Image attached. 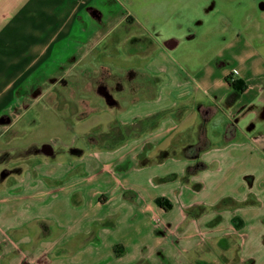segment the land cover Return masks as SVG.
<instances>
[{
  "label": "crops",
  "instance_id": "crops-1",
  "mask_svg": "<svg viewBox=\"0 0 264 264\" xmlns=\"http://www.w3.org/2000/svg\"><path fill=\"white\" fill-rule=\"evenodd\" d=\"M135 1L152 19L147 31H136ZM208 1L0 0V117L11 119L0 121V143L6 126L50 108L43 98L68 101L70 77L85 100L91 77L108 82L113 100L94 99L93 112L128 131L113 147L119 156L103 161L110 187L87 201L71 179L105 152L78 155L75 167L41 158L0 176V264H264V42L254 11L234 26ZM162 19H174L177 33H161ZM106 43H121L124 64L98 61ZM232 72L244 91L227 81ZM197 126L206 132L197 136ZM203 137L208 147L187 155ZM117 161L129 175L114 173ZM198 161L206 168L190 171ZM168 181L177 186H154Z\"/></svg>",
  "mask_w": 264,
  "mask_h": 264
},
{
  "label": "rangeland",
  "instance_id": "rangeland-1",
  "mask_svg": "<svg viewBox=\"0 0 264 264\" xmlns=\"http://www.w3.org/2000/svg\"><path fill=\"white\" fill-rule=\"evenodd\" d=\"M211 1L213 0L207 2L208 6L211 4ZM249 1L250 0H215L214 7L224 11L225 15H229L230 21L235 24H233L234 26L243 25L242 22L244 20L238 17L243 16L247 9L252 12L254 11V27L251 26L257 29L260 34V41L264 42V9L260 6V2H264V0H255V10L252 8V3L250 4ZM134 7L136 15L140 17V25H136V31H147L145 25H152V19L143 16L139 1L134 2ZM213 21L215 25H220L222 23L219 19H214ZM160 23L161 28L159 29L161 33L164 34L169 31L177 33V29L174 26V19H162ZM132 31H134V29ZM106 47L107 49L105 50ZM124 53L126 52L123 50L121 43L120 45L107 44L106 46L103 44L102 48L96 51V58L99 59L98 61L103 60L107 64H124V62H126V60L124 61V59H122V57L125 56ZM98 61H96V63ZM129 61L130 60H128V62ZM141 61H143L142 57H135L134 59L135 63H140ZM70 78H72L69 79L70 83L73 85L70 84V87L66 89H69L70 94L68 101L61 97V92H58V95L55 93L58 98L55 97L52 101L48 98H43L41 100L43 105L45 103H47L46 105L52 103L50 104V108L48 106L49 109L39 108V113L23 115L14 125L6 126L4 138L0 143V176L3 171H6V176L12 178L18 173L24 172L30 165L37 163L39 159L50 156H56L60 161L72 162L75 167L79 162L78 155L73 153H79L80 151L74 148H81L82 152L80 153H85L89 158H91L90 156L98 155L100 157L101 154H103L102 152H105L104 154L107 155L101 156V159L98 158V161L91 165L92 169L86 170V173L77 174L76 177L71 179V182H74L77 187L81 188L86 193L85 198L87 201V195L91 190L99 188L107 189L110 187L106 179H110L112 171L103 168V161L107 158L111 159L119 156V152H115L113 147L115 148L117 145L119 146L128 140V138H126L128 131L124 126H114L113 120L111 119L110 121V119H108V113L102 112L96 114L93 112L94 99L100 100L103 102V105L106 104V98L103 92H106L108 95L109 93L111 94V85L108 82L100 83L97 80L94 81V77H91V81L86 84L87 91L84 94L86 96H92V98L85 100L80 97V95L83 94V92L79 90L81 84L77 83L78 80L75 77ZM72 80L77 81L74 82ZM58 86L62 87L60 85ZM98 95L103 96V98L97 97ZM65 104L67 109L61 110L62 106ZM3 121L10 122L11 119L7 116ZM97 122L102 123L93 126ZM197 127L199 129L197 136L206 132L205 126ZM207 133L214 136L213 140L221 138V131L217 127L207 128ZM46 144L53 147L54 152L52 155H47L43 151V146ZM127 169L128 164L124 163L121 165V161H117L112 167L114 173L116 171L117 174L119 173L120 175L128 174L129 171H131ZM94 173L97 174L94 175ZM154 186L159 189L174 188L177 186V182L168 181L160 184L154 183ZM117 202L118 201H113L111 207L99 208L102 210L100 212L104 214L110 213V209L113 208ZM154 218L157 219V216H154Z\"/></svg>",
  "mask_w": 264,
  "mask_h": 264
},
{
  "label": "trees",
  "instance_id": "trees-1",
  "mask_svg": "<svg viewBox=\"0 0 264 264\" xmlns=\"http://www.w3.org/2000/svg\"><path fill=\"white\" fill-rule=\"evenodd\" d=\"M129 21H132L129 19ZM147 36V35H146ZM149 38V40L152 42L151 37L147 36ZM135 41H137V39H134ZM152 44L155 45V42H152ZM227 81L229 82V84L231 86H233L236 90L238 91H244V89L246 88V84L243 80L241 79H237V77L235 76V74L232 72L230 73L227 77ZM4 118H7V116H1L0 117V121H3ZM91 136V135H90ZM234 135H228L227 134V138H232ZM209 145V141L207 140V138L203 137L197 144H190L187 146L186 148V154L189 156H197L199 155V153L205 149L206 147H208ZM74 149H78L80 152H82V149L80 148H74ZM73 153L75 155H82L81 153ZM206 168V163L203 161H198L194 166H191L189 168L190 171H196V170H200V169H204ZM7 175L6 171L2 172V177H5ZM157 204L161 207H163L164 209H169L172 206V203L166 198V197H159L156 200ZM236 221V220H235Z\"/></svg>",
  "mask_w": 264,
  "mask_h": 264
},
{
  "label": "water",
  "instance_id": "water-1",
  "mask_svg": "<svg viewBox=\"0 0 264 264\" xmlns=\"http://www.w3.org/2000/svg\"><path fill=\"white\" fill-rule=\"evenodd\" d=\"M103 95L105 96L106 98V101L108 103H111L112 100H113V96L112 94L109 93V95L106 93V92H103ZM43 151L47 154V155H52L54 150H53V147L51 145H44L43 146Z\"/></svg>",
  "mask_w": 264,
  "mask_h": 264
},
{
  "label": "flooded vegetation",
  "instance_id": "flooded-vegetation-1",
  "mask_svg": "<svg viewBox=\"0 0 264 264\" xmlns=\"http://www.w3.org/2000/svg\"><path fill=\"white\" fill-rule=\"evenodd\" d=\"M103 86V85H102Z\"/></svg>",
  "mask_w": 264,
  "mask_h": 264
}]
</instances>
